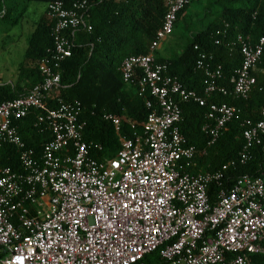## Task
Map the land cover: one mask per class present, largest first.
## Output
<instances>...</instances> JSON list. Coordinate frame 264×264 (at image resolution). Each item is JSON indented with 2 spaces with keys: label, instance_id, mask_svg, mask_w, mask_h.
<instances>
[{
  "label": "built area",
  "instance_id": "1",
  "mask_svg": "<svg viewBox=\"0 0 264 264\" xmlns=\"http://www.w3.org/2000/svg\"><path fill=\"white\" fill-rule=\"evenodd\" d=\"M167 14L148 55L130 56L119 68L125 83L137 80L139 94L151 111L142 124L130 123V139L111 160L99 161L86 142L87 122L80 101L47 109L50 94L61 87L64 62L71 58L76 33L91 30L87 1L66 8L47 7L55 21L53 50L38 62L41 82L27 94L0 103V150L12 147L21 171L2 166L0 153L1 264H139L161 249L170 264H253L264 255V165L262 176H242L213 203L208 190L221 186L237 166L248 163L257 147L264 155V109L260 120L243 123L244 146L237 161L201 172L198 157L216 145L239 110L212 102L202 132L203 152L181 131V106L206 107L215 95L247 100L257 85L256 70L264 57V36L254 43L238 35L234 46L242 63L221 85L223 67L198 46L196 67L210 80L203 94L187 89L157 52L172 36L179 13L189 0H163ZM229 25L217 31L227 34ZM150 96V97H148ZM40 112L36 126L51 135L38 153L22 139L16 123ZM120 134L124 118L106 115ZM192 169L194 171H189Z\"/></svg>",
  "mask_w": 264,
  "mask_h": 264
},
{
  "label": "trees",
  "instance_id": "2",
  "mask_svg": "<svg viewBox=\"0 0 264 264\" xmlns=\"http://www.w3.org/2000/svg\"><path fill=\"white\" fill-rule=\"evenodd\" d=\"M0 0V18H7L20 0ZM24 13L31 2L44 3L46 11L36 24L29 39L26 60L21 67V78L26 80L28 91L41 82L38 62L49 57L53 50V31L55 21L49 16L48 5L60 1L66 8L76 2L87 1L89 5L91 30L82 28L76 33L75 48L71 58L63 64L61 87L47 98V109L58 106V99L64 102L78 100L84 112L82 118L87 122L84 138L86 142L97 144L102 151L93 150L92 155L99 161L114 159L122 149L120 137L130 139L134 131L130 123L137 124L142 134V124L147 120L150 110L145 99L139 94L137 80L125 83L119 68L123 60L130 56L148 55L150 47L162 29L167 14L163 0H21ZM20 1V2H21ZM196 11L189 13L191 6ZM198 16L193 26L188 22L192 15ZM229 25L227 34L217 35V31ZM238 35L249 37L256 43L264 36V0H189L178 15L175 31L172 34L173 46L157 52V60L168 65L167 74L176 76L189 90L200 94L210 80L196 67L198 46L202 52L214 57V66L223 67V79L219 83L229 89L230 79L241 66L242 57L234 43ZM184 43V45H183ZM257 85L247 100H235L215 95L208 100L206 107L187 102L181 106V131L191 145L199 152L206 147L207 137L202 132L207 123V113L212 102L235 106L239 113L227 124L224 134L215 146L207 149V155L198 157L199 168L196 171L209 172L221 168L224 164L237 161L244 146L243 123L246 120L257 122L264 109V57L256 70ZM23 86H0V103L27 94ZM150 97V96H148ZM40 112H32L17 124L22 139L38 153L51 140L44 126L37 127ZM106 115L124 118L120 134H117L112 122ZM2 166L21 171L18 155L14 148L0 150ZM264 155L262 149L253 150L251 160L238 165L229 174V179L219 187L211 185L208 194L213 203L221 189L228 192L242 176L257 178L262 176ZM189 171H194L189 169ZM264 178V175H263ZM4 255L0 252V264ZM253 264H264V255L252 257ZM139 264H170L161 256V249L145 256Z\"/></svg>",
  "mask_w": 264,
  "mask_h": 264
},
{
  "label": "rangeland",
  "instance_id": "3",
  "mask_svg": "<svg viewBox=\"0 0 264 264\" xmlns=\"http://www.w3.org/2000/svg\"><path fill=\"white\" fill-rule=\"evenodd\" d=\"M20 1L7 18H0V86L18 84L21 67L26 60L30 36L46 10L44 3L31 2L24 13V3ZM11 5L13 4L9 0L8 6ZM194 7L196 6H191L189 13L196 11ZM197 19L198 16L193 14L188 22L182 21L179 33L182 32L181 26L187 23L193 26V32L198 30L195 28ZM171 46H173V38L170 37L163 44V51Z\"/></svg>",
  "mask_w": 264,
  "mask_h": 264
},
{
  "label": "crops",
  "instance_id": "4",
  "mask_svg": "<svg viewBox=\"0 0 264 264\" xmlns=\"http://www.w3.org/2000/svg\"><path fill=\"white\" fill-rule=\"evenodd\" d=\"M46 11V10H45ZM34 32V31H33ZM163 51V45L161 46V48H160V50L158 51V52H162ZM21 74H20V79H19V82H18V84H16V86L18 85V86H23L24 87V92L26 93L27 91H28V89L25 87L26 86V84L28 83L26 80H24V79H22L21 78Z\"/></svg>",
  "mask_w": 264,
  "mask_h": 264
}]
</instances>
